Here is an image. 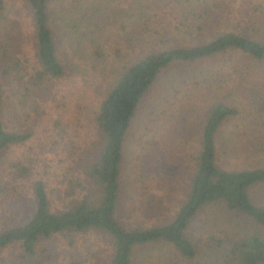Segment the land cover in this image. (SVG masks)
<instances>
[{"label": "trees", "instance_id": "1", "mask_svg": "<svg viewBox=\"0 0 264 264\" xmlns=\"http://www.w3.org/2000/svg\"><path fill=\"white\" fill-rule=\"evenodd\" d=\"M21 1L30 14L24 34L23 25L7 17L5 3L0 0V157L33 141L38 122V90H45L43 87H47L49 80L65 74L54 41L55 30L67 32L82 25L81 37L94 42L97 24L106 11L119 17L128 15L127 10L133 11L144 24L143 16L151 8L136 3L135 7L128 6L125 10L110 0ZM218 1L211 2L214 9L221 7L222 1L216 4ZM177 3L183 6L178 8L180 13L183 11L180 27L186 26L192 35L205 31L206 24L209 28L215 27L212 18L215 14L205 0H198V5H192L191 0ZM172 4L170 0L168 7L161 9L172 11ZM222 6L229 7L224 3ZM238 6L233 17L245 23L249 32L211 29L213 32L200 43L150 48L145 52L143 49L131 62L121 66L114 82L86 113L99 142L97 155L85 168L89 182L86 192H76L68 179L58 204H52L48 183L33 171L31 158L17 157L5 168L0 167V181L27 180L30 192L27 203L23 204L22 216L0 227V253L13 249L18 252L19 261L37 264L38 257L47 256L53 241H61L72 246L74 254H77V245L82 244V253L89 255L88 264H154L147 251L138 253L137 250L161 244L181 264H264V198L259 202L251 196L254 187L264 186V162H257L254 157L249 159L254 163L239 168L217 165L218 154L225 156L234 152V148L223 149V138L217 140L220 126L237 115V110L225 99L227 96H252L250 100L254 104L248 101L247 105V101L239 99L246 104L244 116L248 129L264 132V79L248 82L251 75L264 73V66H259L264 64V39L255 38L264 29V0H246ZM140 29L145 31L142 26ZM21 43H29L30 58ZM100 47L101 44L95 43L77 44L79 52L83 51L82 56L89 59H96L94 52L99 53ZM209 60L215 61L214 68L197 70L193 77L216 78L219 84L215 92L223 96L212 101L203 115L193 170L185 182L182 198L162 223L124 227L115 218L120 163L122 145L137 105L162 69L178 63ZM260 91L263 95L257 94ZM11 114L15 119L11 120ZM229 140L236 138L231 136ZM257 145L256 141L252 142L253 148H258ZM261 151L258 157L264 149ZM13 205L22 210L19 205ZM95 244L103 245V255L92 250ZM59 253L63 263L75 262L70 251L62 248Z\"/></svg>", "mask_w": 264, "mask_h": 264}, {"label": "rangeland", "instance_id": "2", "mask_svg": "<svg viewBox=\"0 0 264 264\" xmlns=\"http://www.w3.org/2000/svg\"><path fill=\"white\" fill-rule=\"evenodd\" d=\"M134 1L136 2L131 5ZM177 1L183 0H173L174 9L163 12L161 8H167L170 0H110L112 4L117 3L125 10L128 6L135 7L136 3L143 8L149 5L151 8L143 16L146 26H143L133 11L127 10L130 13L120 17L106 11L97 24L94 42L81 37V31H84L82 25L67 32L63 29L55 30L54 41L57 43L58 57L65 74L49 80L47 87H43L45 90H38V122L34 127L33 141L3 153L0 167L5 168L9 161L17 157L31 158L33 171H37L38 177L45 178L48 183L52 204H58L61 189L68 179L75 186L76 192H86L84 190L89 187V182L85 168L99 150L98 138L88 124L86 113L88 107L94 105L100 94L114 82L122 65L131 62L143 49L145 52L150 48L163 49L200 43L213 32L211 29L249 32L245 23L233 17L235 10L239 8L238 4H245L246 0H219L216 4L222 1L221 7L215 9L211 6V2L215 0H205L211 13L215 14L212 16L215 27L209 28L206 24L205 31L194 35L189 33L186 26L180 27L183 11L180 13L178 8L183 6ZM3 2L7 17L21 23L24 34L28 28L25 26L30 23L29 9L21 0ZM197 2L198 0H191L192 5H198ZM222 3L229 7L222 6ZM72 25L73 22L70 26ZM141 26L145 28L144 32L141 31ZM261 37L264 39V29L255 36ZM78 43L101 44L102 48L100 47L99 53L94 52L96 59H89L88 56H82L83 51L79 52ZM21 45L30 58L29 43ZM214 63L215 61L209 60L170 65L161 70L143 94L122 145L120 190L115 218L124 227L160 224L182 198L185 182L193 170L203 115L212 101L223 96V93L217 90L215 92V87L219 84L216 78L195 79L193 73L213 69ZM263 77L264 73L260 72V75H251L248 82H261ZM260 93L261 91L257 92ZM237 96L231 94L225 98L237 110V115L218 130L217 140L223 138V149L234 148V152L232 150L225 156L218 154L217 165L221 168L243 167L254 163L249 160L254 157L257 162H264V153L258 157V153L264 149V132L257 133L252 128L248 129V121L244 116L246 104L248 105V101L251 103L252 96ZM239 99L247 101L246 104H242ZM10 118L15 119L12 114ZM231 136H235L236 140L230 142ZM253 141L258 143V148H253ZM219 152H222L221 146ZM35 155H38L37 159L34 158ZM246 155L250 156L246 158ZM29 193L27 180L21 182V179L16 178L12 182L5 179L0 181V227L22 216L25 212L23 204L27 203ZM251 196L253 200L261 202L264 198V186L254 187ZM13 203L22 210L17 209ZM53 242L47 256L38 257L37 264H66L59 258L62 256L59 253L62 248L71 252L70 257L75 261L73 264H88L86 261L89 255L82 253V244L77 245V254H74L72 246L65 242L63 245L61 241ZM103 249L102 244H95L92 248L102 255ZM146 251L154 264L178 263L176 256L164 245L153 244L137 250L138 253ZM17 253L13 249L4 250L0 253V264H31L26 260L16 259ZM64 257L68 258L67 255Z\"/></svg>", "mask_w": 264, "mask_h": 264}]
</instances>
